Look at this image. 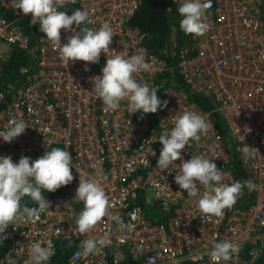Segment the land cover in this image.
Returning a JSON list of instances; mask_svg holds the SVG:
<instances>
[{
  "label": "built area",
  "instance_id": "1",
  "mask_svg": "<svg viewBox=\"0 0 264 264\" xmlns=\"http://www.w3.org/2000/svg\"><path fill=\"white\" fill-rule=\"evenodd\" d=\"M160 1L178 7V0ZM73 2L76 9L90 10L87 27L107 23L113 29L112 51L101 52L96 63L75 60L66 66L38 22L31 45L19 24L31 23V13L15 9L13 0H0V63H6L13 47L35 59L33 68H19L23 81L0 91V129L12 117L28 125L11 142L0 139V155L15 162L21 155L35 159L44 150L61 147L73 159V180L64 192L46 197L49 209L38 218L9 224L0 233V261L29 264V244L51 240L55 254L58 244H71L65 264L118 263L126 256L136 264H217L207 255L209 241L229 239L238 243V250L218 264L255 262L264 247V0H204L209 27L202 35L184 33L186 41L178 44L173 64L151 52L145 33L131 25L141 0H60L59 10L71 14ZM60 35L63 41L71 30L61 29ZM138 49L145 52L149 68L135 73V78L158 87L157 96L167 105L155 113H130L122 100L117 110H106L91 90V77L100 73L106 56H127ZM193 95L207 99L212 109L203 108ZM184 110L199 112L213 128L190 139L181 156L213 159L225 172L226 183H255L252 191L245 187L221 217L201 212L174 181L175 169L157 168L162 145L155 139L172 127V115ZM245 145L251 154L242 150ZM233 159L243 173L240 177L232 170ZM174 163L179 165L180 159ZM79 176L101 183L109 214H119L124 227L106 214L88 233L76 231L73 211L83 207L73 198ZM142 205L158 207L166 219H148ZM90 236L105 237L107 243L99 253L86 255L81 241Z\"/></svg>",
  "mask_w": 264,
  "mask_h": 264
},
{
  "label": "clouds",
  "instance_id": "2",
  "mask_svg": "<svg viewBox=\"0 0 264 264\" xmlns=\"http://www.w3.org/2000/svg\"><path fill=\"white\" fill-rule=\"evenodd\" d=\"M13 7L23 13H31V23L38 22L39 31L44 38L59 52L65 65L69 61L81 60L96 63L101 52L109 49L113 29L107 23L98 28L87 27L89 9H74L71 14L59 10L60 0H13ZM177 11L180 15L179 27L185 33L204 34L209 24L205 14L204 0H178ZM79 26V30L71 27ZM71 30V35L61 40L60 30ZM106 56V55H105ZM87 70V65L84 66ZM149 68L145 52L137 50L131 55L114 54L106 56L100 73L91 77V90L101 99L106 110L115 111L120 102L125 100L130 113H155L167 105V100L157 96L158 87L138 80L134 74ZM172 127L161 133L157 139L161 143L156 165L159 170L175 169L174 181L180 189L195 200L196 206L207 216L221 217L225 208H231L246 187L255 188L252 180H234L224 182L226 175L217 167L213 159L204 155H191L184 159L180 150L190 139H199L212 127L203 115L197 111L184 110L175 112L171 117ZM22 118L12 117L8 124L0 129V139L11 142L22 134L27 127ZM245 131L250 129L245 128ZM242 137V135H239ZM241 139V140H242ZM154 140V141H155ZM249 153V146L241 147ZM152 154H155L152 150ZM251 154V153H249ZM180 159L179 165L174 161ZM71 153L66 148L51 147L35 159L21 155L13 161L9 155H0V233L18 220L38 218L39 213L49 209L50 201L44 193L52 192L73 180L71 171ZM147 161V160H146ZM202 186V187H200ZM27 196L35 206L22 204ZM82 202L79 212L73 211V223L79 233H88L106 214L118 227H124L119 214H109V199L104 187L95 179L79 176L78 186L73 196ZM67 203V202H66ZM65 203V204H66ZM6 235L2 237L5 239ZM105 237L90 236L81 241L84 254H97L106 245ZM207 255L213 262L228 261L231 254L238 250V243L229 239L209 241ZM55 254L51 240L31 242L28 246L29 264H46ZM0 264H3L0 261ZM11 264V261H9Z\"/></svg>",
  "mask_w": 264,
  "mask_h": 264
},
{
  "label": "trees",
  "instance_id": "3",
  "mask_svg": "<svg viewBox=\"0 0 264 264\" xmlns=\"http://www.w3.org/2000/svg\"><path fill=\"white\" fill-rule=\"evenodd\" d=\"M75 7L73 2L70 5V11L72 12ZM180 15L177 11V7L160 0H141V3L131 18V25L139 28L146 35V47L153 53L163 57L168 64H173L176 59V50L180 36L185 33L179 27ZM20 26L30 36V44L34 45L38 35V27L26 21L19 22ZM14 48V47H13ZM12 48V49H13ZM35 59L24 49L15 47L9 54L8 60L5 66L8 70L19 68L26 64L28 67L33 68ZM19 74V73H18ZM21 74V73H20ZM24 76L21 75L20 81H23ZM195 99L203 108L212 109L211 104L207 99L200 95H193ZM214 114V119L218 125L221 124V120L217 113ZM232 170L236 176H242L243 173L237 161L233 159L231 161ZM68 185V184H67ZM67 185H62L58 189L52 192H45V197L59 194L64 192ZM22 204L28 206H35L27 196L22 199ZM146 212V217L150 220H165L166 214L162 212L158 207L150 205H142ZM71 248V244H58L57 252L55 256L49 260L48 264H65V257L68 250ZM137 261L131 257L126 256L118 263L109 262L108 264H136ZM252 264H264V247L260 257Z\"/></svg>",
  "mask_w": 264,
  "mask_h": 264
},
{
  "label": "rangeland",
  "instance_id": "4",
  "mask_svg": "<svg viewBox=\"0 0 264 264\" xmlns=\"http://www.w3.org/2000/svg\"><path fill=\"white\" fill-rule=\"evenodd\" d=\"M186 38H187L186 34L183 33L179 38L178 44L181 42H185ZM22 66L28 67L29 65L24 64ZM20 78H21V74H20L19 70H17L16 68H14L13 70H8L5 66V63L4 64L0 63V91L5 90L7 88L10 90V88L8 86L9 84L12 87H15L17 84H19V82H21Z\"/></svg>",
  "mask_w": 264,
  "mask_h": 264
},
{
  "label": "crops",
  "instance_id": "5",
  "mask_svg": "<svg viewBox=\"0 0 264 264\" xmlns=\"http://www.w3.org/2000/svg\"><path fill=\"white\" fill-rule=\"evenodd\" d=\"M131 21V20H130Z\"/></svg>",
  "mask_w": 264,
  "mask_h": 264
}]
</instances>
